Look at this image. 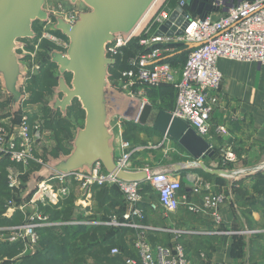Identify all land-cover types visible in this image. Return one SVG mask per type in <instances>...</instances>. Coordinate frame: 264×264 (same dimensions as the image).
<instances>
[{
	"label": "built area",
	"instance_id": "2783aa9c",
	"mask_svg": "<svg viewBox=\"0 0 264 264\" xmlns=\"http://www.w3.org/2000/svg\"><path fill=\"white\" fill-rule=\"evenodd\" d=\"M191 2L192 0H176L171 5L169 0L160 1L138 33L134 31L128 37L119 35L107 45V55L116 62V57L123 53V49L135 38L139 39L141 50L128 59L129 67L122 72L115 87L142 100L147 89L174 88L176 106L172 113L189 123L204 138H211L210 121L216 94L223 81V73L218 67L219 59L264 64V0H199L194 12L190 11ZM202 3L203 6H200ZM207 5H210V10L206 9ZM178 8L187 12L183 24L175 31L169 27L167 31L159 34L161 26L171 20L172 14ZM82 10L84 8L78 4L73 5L63 0L55 9L50 10L53 15L47 22H43L39 40H47L57 49L66 51L69 39L56 30L55 17L60 16L66 22L75 24ZM181 15L182 11L179 12V16ZM175 24L176 20H173L171 25ZM189 43H198V46L189 48ZM183 46L189 51L185 64L176 66L166 60ZM24 92L23 107L17 122L10 118L0 119V168L5 161L12 162L5 170L8 187L13 194L6 202L3 216L13 218L22 214L24 221L0 225V244H24L20 254L24 256L41 250L39 230L42 228L78 224L106 225L135 231L133 244L138 258L128 257L127 264H191L188 252L182 244L153 245L149 241L147 227L142 223L145 211L141 203L148 195L145 187L151 186L159 197V202L151 204L153 209L161 207L167 212H173L185 204L192 212H207L218 223L221 222L219 209L225 196L216 191L210 182H204L197 175H193L187 180L193 191H199L201 187L205 190L203 204L193 203L190 195H180L183 180L176 172L157 170L148 165L137 166L134 156L144 146L134 145L125 138L124 125L127 120L123 117L116 116L113 123L115 164L120 170L144 171L145 180L121 179L98 161L91 173L57 171L49 177L41 178L32 193L23 200L22 194L26 190L29 174L36 171L32 170V164L40 168L48 166L41 155L42 151L38 153L37 149L43 138L42 126L39 123H30L24 107L29 94L26 89ZM4 94L0 85V97ZM3 101L6 99L0 98V102ZM218 131L222 134L228 132L225 125H220ZM165 139H168L167 134ZM222 159L224 162L235 161L236 154L228 149ZM94 186L116 188L123 199V212H112L105 219H88L94 215L90 209ZM77 191L80 195L76 197L75 205L81 218L58 221L52 219V215L44 210L47 206L61 209L71 194ZM111 254L120 255L121 250L114 247Z\"/></svg>",
	"mask_w": 264,
	"mask_h": 264
},
{
	"label": "crops",
	"instance_id": "0c3cea01",
	"mask_svg": "<svg viewBox=\"0 0 264 264\" xmlns=\"http://www.w3.org/2000/svg\"><path fill=\"white\" fill-rule=\"evenodd\" d=\"M218 67L223 73V81L214 102L210 121L211 138H205L215 151L212 156L193 160L178 141L169 135L165 139L166 134L152 127L160 111L172 113L175 109L176 90L172 87L146 90L143 100L154 107L150 126L131 130L129 135L125 134V138L134 145L144 146L134 156L137 166H151L152 163L155 168L170 172L175 164L183 165L184 169L176 172L183 180L180 195H190L193 203L203 204L205 190L201 187L199 191H193L187 183L190 176L197 175L204 182H210L216 191L223 193L225 199L219 209L221 222L218 223L207 212H192L185 204L173 212L161 207L153 209L151 204L159 202V197L150 186L146 189L148 195L141 203L145 211L142 223L147 227L146 233L153 245L182 244L191 264H264V64L220 58ZM151 89L175 90L173 106L159 108L150 102L148 95ZM4 95L7 96L6 93ZM161 101V98L157 99V103ZM4 116L0 111V119ZM114 121L115 118L112 126ZM220 125H225L228 132L220 133ZM124 127L126 129V124ZM228 149L236 154L235 161H223ZM191 161L195 166L187 168ZM201 163L205 164L208 171L201 167ZM74 194L77 197L80 192ZM91 200L90 209L94 215L88 219H105L99 209L100 200L96 199L94 192ZM114 211L119 214L123 212ZM78 216L75 205V217L72 220L82 217ZM126 229L129 231L117 237L116 242L123 244L122 251L126 259L138 258L133 244L135 231Z\"/></svg>",
	"mask_w": 264,
	"mask_h": 264
},
{
	"label": "water",
	"instance_id": "95a60500",
	"mask_svg": "<svg viewBox=\"0 0 264 264\" xmlns=\"http://www.w3.org/2000/svg\"><path fill=\"white\" fill-rule=\"evenodd\" d=\"M45 1L0 0V85L8 96L13 119H18L21 114L28 77L27 68L21 61L24 55L19 54L17 49L21 46V40L36 38L37 33L33 29L35 21L47 22L53 15L45 9ZM64 1L73 5L83 2L87 9L80 11L75 24L66 22L60 16L55 17V28L69 39V47L66 51L55 48L51 54L52 62L58 66L61 74H72V82L70 86L63 75L58 78V92L63 97L57 98L53 105L50 102V106L53 110L60 109L66 115L73 101L78 99L85 111V123L77 129L72 140L73 148L68 154L55 158L49 156L48 166L29 174L26 190L22 194L23 200L32 193L41 178L49 177L57 171L91 173L98 161L121 179H146L144 171L132 172L117 168L112 121L116 116H121L142 127H149L154 107L114 87L110 81V67L115 60L108 57L107 45L119 35L128 37L132 34L156 0ZM198 2L192 0L190 11L197 10ZM206 9L210 10V5ZM186 15V11L178 8L158 33L167 31L169 27L172 31L177 30ZM173 20H176L175 25H171ZM188 46L193 48L198 43H189ZM152 127L178 141L193 160H204L215 153L203 136L171 112L160 111ZM192 166L195 163L188 162L187 168ZM201 167L208 171L204 163H201ZM183 169V165L175 164L170 172Z\"/></svg>",
	"mask_w": 264,
	"mask_h": 264
},
{
	"label": "trees",
	"instance_id": "16d2710c",
	"mask_svg": "<svg viewBox=\"0 0 264 264\" xmlns=\"http://www.w3.org/2000/svg\"><path fill=\"white\" fill-rule=\"evenodd\" d=\"M171 5H174L176 0H169ZM65 36V35H64ZM135 38L130 45L123 49V53L116 57V62L110 67L111 81L118 85L122 72L129 67L128 59L138 54L141 46ZM185 52L184 46L174 55L166 58L167 61L179 66L178 60ZM57 65L50 61L40 67L36 74H29L25 89L29 94L24 105L40 104L43 106V111H48V98L53 94V87L56 84ZM6 99L5 103L10 106ZM3 102V104H5ZM35 113V112H34ZM81 113V115H80ZM70 117L74 122L68 119H54V127L58 132V146L53 148L54 154L61 149L64 150L65 138L71 137L75 128L84 126L85 111L79 113H71ZM125 134L129 135L131 130L146 129L140 126L139 123L128 121L125 123ZM126 136V135H125ZM130 138V137H128ZM68 154V153H67ZM12 162L5 161L0 168V225H12L23 222V215L18 214L13 218L3 216L6 202L13 194L8 187V177L5 167ZM39 166L32 164V170H37ZM150 186H146L145 189ZM96 199L100 200L101 206L99 209L104 213V218L112 212H122L124 210L122 196L114 187L94 186ZM75 194L66 200L61 209L54 207H45L44 210L52 215V219L58 221H69L75 217ZM80 217V216H78ZM41 234L40 245L41 250H38L34 256H20L24 249V244H0V264H127L125 254L122 251L123 244L117 243L116 238L124 235L129 231L126 228H114L106 225H60L51 228H42L39 230ZM93 244V245H92ZM114 246H118L121 250L120 255H112L111 251ZM124 247V246H123Z\"/></svg>",
	"mask_w": 264,
	"mask_h": 264
},
{
	"label": "rangeland",
	"instance_id": "374dc122",
	"mask_svg": "<svg viewBox=\"0 0 264 264\" xmlns=\"http://www.w3.org/2000/svg\"><path fill=\"white\" fill-rule=\"evenodd\" d=\"M63 0H46L45 1V9L53 10L55 9L59 3H61ZM79 7L87 9V7L83 4V2L77 3ZM33 29L37 33L36 38L34 39H26L21 40V46L19 49H17V52L19 54L24 55L22 58V63L27 68L28 75L29 74H36L37 71L40 70V67L42 68L43 65L46 63L52 61L51 54L56 48L54 45H52L47 40H39V34L43 30V22L40 20H37L33 23ZM57 49V48H56ZM189 52H185V54L182 55V57L178 60L180 64H183L187 58H188ZM56 84L53 87V94L51 97L48 98L47 106L49 107L48 111H43V106L40 104H28L24 105L25 112L28 114L30 123L33 125L35 123H39L42 126V132H43V138L42 142L37 146L38 153L42 151V157L45 159L46 162H48L49 156L52 157H58L60 155H66L69 153L72 148V140L76 136L77 129L82 126H78L75 128L73 134L71 137H66L65 140V146L66 148L64 150L58 151V153L54 154L53 148L55 146H58V132L57 129L54 127L53 120L54 119H60L61 117L64 119L72 120L74 122V119L70 117L69 111L71 113H79V111H82V105L78 99H75L72 103V105L68 108L67 114L64 115L60 109L53 110L50 106V102L53 105V103L56 101L57 98H62L63 94H60L58 92V84L59 80L58 78L62 76L63 74L60 73L59 68L57 66V72H56ZM65 77V80L68 85L71 86L72 82V74L65 73L63 75ZM111 81V80H110ZM112 83V81H111ZM151 93H149L148 97L150 102H153L154 105H156L159 108H171L175 101V90L173 89H151ZM7 97L6 95H2V97ZM0 97V98H2ZM147 97V96H146ZM161 98V102L157 103V99ZM8 100V98H5ZM9 101V100H8ZM9 103V102H8ZM0 111L1 114H5V118H10L14 122H16L18 119H13L11 115V108L6 103L3 104L0 103ZM35 112V113H34ZM81 115V113H80ZM130 139V138H129ZM144 143V142H143ZM147 153V152H146ZM151 167L155 168L152 163ZM159 170L158 168H155ZM93 245V244H92Z\"/></svg>",
	"mask_w": 264,
	"mask_h": 264
},
{
	"label": "bare ground",
	"instance_id": "6f19581e",
	"mask_svg": "<svg viewBox=\"0 0 264 264\" xmlns=\"http://www.w3.org/2000/svg\"><path fill=\"white\" fill-rule=\"evenodd\" d=\"M162 0H156L152 7L150 8V10L146 13V15L143 17V19L140 21V23L138 24V26L136 27V29L134 30L135 33H138L146 24V22L149 20L150 16L152 15L156 5Z\"/></svg>",
	"mask_w": 264,
	"mask_h": 264
}]
</instances>
